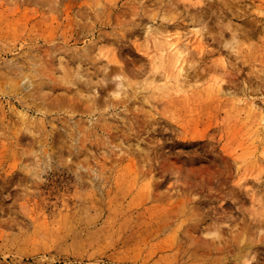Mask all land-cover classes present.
<instances>
[{
    "label": "rangeland",
    "instance_id": "1",
    "mask_svg": "<svg viewBox=\"0 0 264 264\" xmlns=\"http://www.w3.org/2000/svg\"><path fill=\"white\" fill-rule=\"evenodd\" d=\"M0 264H264V0H0Z\"/></svg>",
    "mask_w": 264,
    "mask_h": 264
},
{
    "label": "bare ground",
    "instance_id": "2",
    "mask_svg": "<svg viewBox=\"0 0 264 264\" xmlns=\"http://www.w3.org/2000/svg\"><path fill=\"white\" fill-rule=\"evenodd\" d=\"M181 69H182V68H181ZM181 69H180V70H181ZM180 72H181V71H180ZM114 76H115V77H119L120 74L117 73V74H114ZM181 81H182V80H181ZM178 82H179V81H178ZM178 82H177V83H178ZM179 83L181 84V82H179ZM181 85H182V84H181ZM76 92H77V90L75 91V93H76ZM112 93H114V94H119V93H120V83H119L117 86H115V87L112 88Z\"/></svg>",
    "mask_w": 264,
    "mask_h": 264
}]
</instances>
